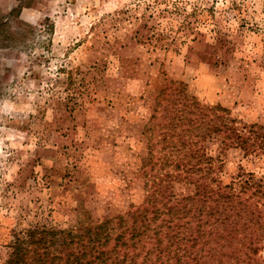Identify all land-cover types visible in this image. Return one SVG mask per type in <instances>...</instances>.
Listing matches in <instances>:
<instances>
[{"label":"rangeland","instance_id":"374dc122","mask_svg":"<svg viewBox=\"0 0 264 264\" xmlns=\"http://www.w3.org/2000/svg\"><path fill=\"white\" fill-rule=\"evenodd\" d=\"M203 154L192 178L235 193L236 212L253 205L264 264V0H0V264L32 228L142 207L164 156ZM204 220L207 235L217 215Z\"/></svg>","mask_w":264,"mask_h":264},{"label":"trees","instance_id":"16d2710c","mask_svg":"<svg viewBox=\"0 0 264 264\" xmlns=\"http://www.w3.org/2000/svg\"><path fill=\"white\" fill-rule=\"evenodd\" d=\"M185 98L190 99L185 105L193 108L197 115L205 116L209 111L221 118L217 115L223 111L221 108H208L190 96ZM197 120H189V124ZM220 128L224 127L205 129L199 135L200 140L190 144L191 154L200 150L196 149L199 142L212 131L221 132ZM229 131L227 139L243 142L246 146V140L237 130L231 128ZM185 143L183 146L189 144ZM191 157L196 159L193 155ZM202 157L191 165L187 159L164 156L160 166L163 172L154 175V189L142 207L99 223L92 220L82 222L71 229L32 228L16 236L12 252L4 264H262L258 258L261 250L258 239L251 235L252 232L246 234L256 210L246 201L245 204L243 202L245 209L236 212L240 208L237 207L239 197L235 193L227 192L221 186L213 190L205 181L207 176H204L205 180L193 179V170L198 164L213 163L206 155ZM151 162L150 157L146 164ZM206 171L211 174L213 168ZM185 181L197 185L196 196L176 198L174 184ZM213 181L218 182L216 179ZM245 184L256 185L253 178H247ZM235 185L234 182L226 188L232 190ZM209 199L216 206L204 209ZM196 201L201 202L200 205L193 204ZM246 209L248 217L244 218L242 212ZM215 215V224L218 225L214 227L213 224V229L206 235L204 226L209 223L204 219ZM238 225L242 226L241 237Z\"/></svg>","mask_w":264,"mask_h":264}]
</instances>
